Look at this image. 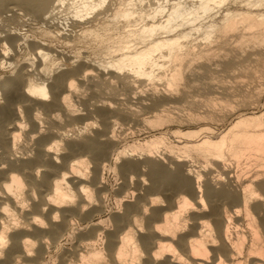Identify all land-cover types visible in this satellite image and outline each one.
<instances>
[{
  "label": "bare ground",
  "instance_id": "obj_1",
  "mask_svg": "<svg viewBox=\"0 0 264 264\" xmlns=\"http://www.w3.org/2000/svg\"><path fill=\"white\" fill-rule=\"evenodd\" d=\"M12 1L48 25L60 11L66 12L65 18H80L81 25L102 19L80 36L100 39L104 50L94 62L86 57L53 78L59 67L54 64L56 52L34 41L30 47L37 66L43 65L37 69L41 76L32 78L31 59L15 79L0 83V254L7 250L12 256H28L35 242L42 243L41 254L49 247L48 237L54 242L74 222L73 216L87 219L101 212L107 190L102 172L115 166L123 179L119 191L133 189L134 199H125L129 202L123 210L113 213L110 228L94 221L90 229L79 231L60 264H264V118L242 133L233 129L252 119L239 121L230 129V139L219 142L207 139L175 148L156 137L119 150L118 118L141 121L139 111L131 106L124 111V105L114 110L112 98H106L111 103L100 97L92 101L78 90V83L86 80L94 87L101 86L98 79L103 84L117 79L128 86L139 76L162 80L166 94L180 92L186 71L198 60L210 61L216 43H228L231 35L264 41V0H0V13ZM234 2L244 3L243 10L233 11ZM23 42L27 38L0 32L2 66ZM82 58L79 54L72 60ZM37 66L32 68L36 71ZM82 100L93 111L88 108L83 114L78 106ZM163 108L159 113L167 110ZM92 114L100 122L97 117L92 121ZM228 143L234 166L223 158ZM193 152L204 160L194 158ZM151 158L156 167L151 161L148 168ZM168 161L170 166L182 165L174 170L165 165ZM243 162L248 170L255 167L254 172L241 170ZM101 234L106 237L104 252L92 250Z\"/></svg>",
  "mask_w": 264,
  "mask_h": 264
},
{
  "label": "rangeland",
  "instance_id": "obj_2",
  "mask_svg": "<svg viewBox=\"0 0 264 264\" xmlns=\"http://www.w3.org/2000/svg\"><path fill=\"white\" fill-rule=\"evenodd\" d=\"M239 3L234 2V4L233 3L231 4V6L233 7V11H237L238 9L243 10L244 7L243 8L241 7L244 3L242 4L241 2L240 3L241 5H239ZM7 7L6 5L4 7V9L7 11L3 9L2 12L0 13L1 16L0 32H2L4 35L10 32L15 33L16 35H19L23 38H27L28 42H23L20 48H18L16 51L14 50L15 52L12 51V53L9 54L11 55V57H13V59L6 62L4 66L0 64V83L4 82V80L6 81L7 79H13V78L15 79V77L18 76L19 68L23 67L25 64H28V62H31V59L32 60L34 59L33 66L38 65L36 62L38 57H35L34 51H32V47H30L31 43L34 41H40L42 43H45L48 46H50V48H52L53 51L56 52L53 53L52 51V53L56 57V60L54 61L55 63L54 62L53 63L54 64L57 63L59 67L58 70L56 69V71L54 70L52 72L53 78L58 74H60L61 71L62 73H65L66 69L67 72L71 71V69H74L75 66L79 65L80 62L87 60L86 57L88 58V61L94 62L98 57H100L101 54H103L104 49L102 47V41L100 39L92 38L89 37L88 35L85 36L86 34L80 36L82 34V31L85 32L86 30L91 29L92 26L95 27L98 26V24L102 21V19H99L98 21L94 20L95 21L94 23L92 22L87 23L86 20H84L85 22L83 21L84 23L81 25L80 21H78L80 20V18L76 16L72 18L67 17L68 19H70L68 20L67 18H65L66 12L64 11L65 12L64 13L60 11L61 13L59 12L58 15H55L58 19L56 18V21L54 20L52 25L51 24L48 25L47 23H44L43 20H41V18H38L37 15L33 14L26 7L20 5V3L16 1L7 3ZM3 12L6 13L4 14ZM60 14H62V16L64 17L63 18L62 16L60 17ZM101 17L102 16H100L99 18ZM73 18L74 19L78 18V19L74 20ZM219 18L220 16H218V19ZM217 44L219 43H216L213 50L210 51L212 52L211 53L212 55L210 56L211 57L210 61L208 59L198 60L194 63V65H192L190 69L186 71L185 74L186 77H188V79L185 78L181 82L180 84L181 91L179 90L180 92L173 93L172 91V93L167 92L166 94L164 93L165 89L164 86L162 85L163 84L162 80L158 79L159 81H157V79L156 80L154 79L153 81V79L151 80L147 78H140L138 76L137 79H139L140 81L134 79V82L132 81L128 86L122 84L120 81H116L117 79L115 80V82L113 81L110 82L113 86H110V83L104 82L105 84H103L104 80L101 82V79L100 80L98 79L100 82L98 83V80H96L95 82H97L96 84L101 86L94 87L95 85L94 83H90L91 81L86 80L84 81L85 84L78 83L81 84L80 87L78 85L79 87L78 90H80L79 94L84 93L83 96L85 97L83 96L81 97L85 99L89 98L92 101L97 99L101 100L100 98H102L110 102V100L106 98H110V99L112 98L111 100H114V105L116 106L114 107V110L118 109L119 106L121 107L124 105L123 107L125 108L121 107L124 111L128 110L130 106L131 109H135L139 111V114L141 115L140 116L141 121L133 122L130 120H126L125 118L124 120L122 118H118L119 121L118 123L120 124H117L116 126V139L119 138L117 141L118 143L117 147L119 150H123L125 148L124 146H129L137 143H144L156 137L164 138V140L168 143V145L170 144L175 148L184 147L186 145H190V146L201 145L202 142L207 139L215 142H219L225 136L228 139H230V135H231L229 133L230 129L232 128L233 125L237 124L239 121L247 120L248 118L252 119L251 123L247 124V126H245L246 123H241L237 126V128L233 129L234 131L239 130V132L242 133L243 131L254 129L255 126L259 122H261L264 118V41L252 43L251 41L249 42L246 40L241 41L239 36L237 37L235 35H231V37H229L228 43H223L220 45ZM221 46L223 47V51ZM79 54H81L82 57L85 56V58H82L83 60H77L76 62H74L72 60L73 57H76ZM41 62H42V58H41ZM206 62L209 63L206 66L207 71L206 69L202 68V65L205 66ZM214 64L216 66H214ZM227 64L232 66L231 67L227 66ZM40 65L37 66L38 68L36 67V71H35V67L32 68L33 66L32 67L29 66L30 69H34L32 70V75H31L32 78L37 77L36 75H38V77L41 76V75L39 76V73H37L38 70L39 71L41 70L40 67L43 66L42 63ZM34 72H36V74H34ZM52 76L48 78V80L50 79L48 82L49 84H51L50 82L53 81ZM94 76L96 77V74ZM159 84L160 86H158ZM103 86H105V88H103ZM107 86L109 89L107 88ZM82 87L83 89H81ZM153 91H156L157 94L156 92ZM115 92L116 94H114ZM51 96L52 95H50V97ZM161 96L164 97L162 98ZM165 96L167 97L169 103L165 102L167 101ZM172 96H174L175 99ZM50 97H48L47 101L51 100ZM178 97L179 98L182 97V98L179 99ZM160 99L161 102L163 101L165 104L161 103L160 101L158 102V100ZM163 99H165V101ZM80 102L83 103V100L79 101L78 103V106L81 105L79 106L80 107L79 109H81L82 113L85 112L83 114H86V112L88 114V111H86L88 110V108H91L92 109L91 111H93V107L91 105L88 107V105L81 104ZM157 102L159 105L157 104ZM155 103L157 105H155ZM162 106L166 107L167 110L162 113H159L160 107L162 110L164 109ZM83 108L85 109L82 110ZM158 113L161 114V116L163 117L161 118L160 116L161 122H159L160 119L156 118ZM85 116H90V115H85ZM92 116L89 117V118L92 117L91 119L92 121H94L93 119L97 117L96 118L97 121L100 122L101 117H99L96 114L94 115L92 114ZM120 116L121 114L119 115V117ZM258 118H260L261 121L257 120ZM229 145L230 144L228 143L227 155H225L223 158L227 159L230 162V165L234 166L236 165L233 159L235 158V154L233 153V150L232 148H230ZM163 150L164 149L162 148L161 152L159 153L162 154ZM193 153H195L193 155L194 158L200 159V161L204 160L202 154H199L200 155L199 156L197 152H193ZM174 157L177 158L176 155ZM229 159L230 160L233 159L235 164L233 163L231 164V162L233 161H230ZM151 161H152L151 165L153 167H156V165H153L155 159L151 158L150 160H148L149 164L147 163V166L149 165L148 168H151L150 167ZM243 163L244 164L242 165V167H240L241 170L242 168L244 169V167H246L245 171L247 169L248 173L254 172L253 168L255 167L251 168L252 170L250 169L251 170L250 171L248 170L250 167H247L248 165L245 164V162ZM165 165L170 166V161L166 162ZM174 165L177 166L176 169H179L182 164L172 163L171 166L173 168L171 166L170 168L176 170ZM107 167L105 171L102 172L104 174L103 176H105L103 177V179L106 180V181L104 180V182H106L105 185L107 187V190L104 194L105 196L103 199V206L105 208H103L101 212L98 213L95 212L94 216L91 217L92 219L90 217H87L88 220L86 219V217L81 215H80L81 218L77 215L78 216V217L76 216L77 219L76 217L73 216L72 221L74 222L70 221L69 223L70 225L68 224L69 226H66V228L68 227L67 230L66 228H65L66 231L64 229L62 230L63 231L61 233L62 237H60L61 234L57 237L54 236L56 240L59 237L57 240L58 242H55L56 240L53 242V240H51L52 237L50 236L48 237V241H50L51 243L49 242L48 244L49 247L48 246L44 247V250L42 251L41 254H38V252L39 249L41 250V247H43L42 243L40 242L41 243L40 244L38 242L37 243L35 242L34 243L35 247L33 245L32 247L33 249L30 255L28 256L22 255L18 257V255L16 256L15 254H13L14 256L13 257L11 252L7 250H6L7 253L6 251L1 253L0 264H47V263L60 264L63 256L66 253H68L70 250H72L73 246L76 244L74 243V240H75V236L77 235V233H79V231L81 232L82 229L83 230L90 229V226L94 221L101 222L102 225L104 224L103 226H105L106 228H110L113 224L111 223L113 213L118 211L119 209H120L119 211H122L124 207V203H128L129 201L131 202V200H133L134 198L132 193H130L133 191V189L132 190L130 189V192L129 191L125 192L126 191L125 190L124 193L119 191L121 190L120 187L123 181L122 176L120 174V170L114 169L116 168L115 166H113V168L111 169L110 166ZM231 168L235 171L236 166ZM124 195H126L127 197H123ZM121 197L123 199H121ZM125 199H129V201H125ZM120 200H122V202ZM88 207L89 210L90 206ZM75 227L77 228V230L76 229L74 230ZM72 234L75 235L73 236ZM105 243H106V237L104 234L103 235L101 234L99 243L97 241L96 245H94L92 250L94 249L97 250L98 248V251L100 250L104 252L103 251L105 250L104 246H106ZM88 248H86L87 251H89L92 247L89 248V250Z\"/></svg>",
  "mask_w": 264,
  "mask_h": 264
}]
</instances>
